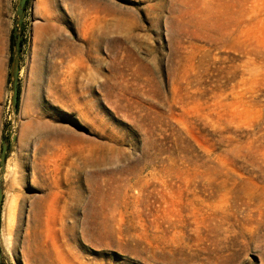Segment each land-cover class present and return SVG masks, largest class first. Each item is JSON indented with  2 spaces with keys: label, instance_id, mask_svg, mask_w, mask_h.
<instances>
[{
  "label": "rangeland",
  "instance_id": "1",
  "mask_svg": "<svg viewBox=\"0 0 264 264\" xmlns=\"http://www.w3.org/2000/svg\"><path fill=\"white\" fill-rule=\"evenodd\" d=\"M17 1L0 264H264V0Z\"/></svg>",
  "mask_w": 264,
  "mask_h": 264
},
{
  "label": "water",
  "instance_id": "2",
  "mask_svg": "<svg viewBox=\"0 0 264 264\" xmlns=\"http://www.w3.org/2000/svg\"><path fill=\"white\" fill-rule=\"evenodd\" d=\"M28 0H18L16 5V16L17 19L13 29V40H12V57H11V95H10V107L11 114L14 122L16 121L17 106L19 100V56H20V45H21V25L23 21V12L25 5ZM15 126V124H14ZM15 135H11L10 143H3L2 150L0 153V220H1V206L3 202V189L1 183L5 175L7 154L9 147L14 143ZM1 257V252H0Z\"/></svg>",
  "mask_w": 264,
  "mask_h": 264
},
{
  "label": "bare ground",
  "instance_id": "3",
  "mask_svg": "<svg viewBox=\"0 0 264 264\" xmlns=\"http://www.w3.org/2000/svg\"><path fill=\"white\" fill-rule=\"evenodd\" d=\"M37 220H39V218H37Z\"/></svg>",
  "mask_w": 264,
  "mask_h": 264
}]
</instances>
